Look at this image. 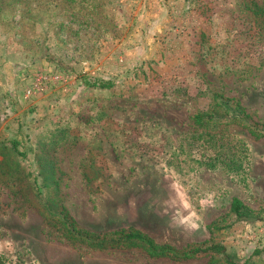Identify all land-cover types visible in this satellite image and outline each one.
Here are the masks:
<instances>
[{"label": "rangeland", "instance_id": "obj_1", "mask_svg": "<svg viewBox=\"0 0 264 264\" xmlns=\"http://www.w3.org/2000/svg\"><path fill=\"white\" fill-rule=\"evenodd\" d=\"M76 2L0 0V139L21 142L28 182L47 155L58 186L40 198L79 229L264 264V136L192 120L225 113L217 94L264 133V16L251 15L264 0ZM25 190L0 183V264H227L71 242ZM233 198L252 219L235 220Z\"/></svg>", "mask_w": 264, "mask_h": 264}, {"label": "trees", "instance_id": "obj_2", "mask_svg": "<svg viewBox=\"0 0 264 264\" xmlns=\"http://www.w3.org/2000/svg\"><path fill=\"white\" fill-rule=\"evenodd\" d=\"M58 2L60 0H45ZM66 4L78 5L76 0H64ZM1 9V6H0ZM29 12V11H27ZM251 15L257 20L260 16H264V8L257 7L255 10H251ZM85 85L100 89H110L113 84L109 81L88 82L84 80ZM216 103L222 104L217 107L220 110L226 107L225 113H218L215 109L206 112L195 114L192 118L194 125L198 127H204L208 125H217L221 121L226 123L237 122L239 126L248 129L255 136H264V133L258 131L256 125H251L248 121V116L244 113V110L235 105L234 114H231V110L228 108V99L214 95L213 99ZM264 126V124H263ZM21 142L16 139H0V183L3 184H18L22 189H26L27 202L30 206L39 207L41 214L45 218L49 219V222L56 223L63 236L71 242H80L90 248L96 249H114L119 247H132L142 249L150 258H168L172 261H186L193 258H200L204 256H210L211 259L215 255L225 257L227 264H238L233 262L228 256H226L225 248L219 244L206 245L198 244L196 246H188L187 248L178 251L169 245H159L143 232L134 228L118 229L113 231H107L103 233H91L85 230H81L76 226L75 221L69 216L64 207L61 206L60 210H51L55 205L51 202H45L40 198L41 188H56L58 186V178L56 177L55 169L50 167V158L46 155L41 156L38 154V167L39 172L37 177L32 178V183L28 182V178L32 175L25 173L23 167L20 165V158H25V153L20 151L19 148ZM37 178L40 179L38 184ZM14 183V184H13ZM37 197V198H36ZM230 211L234 214L236 221H246L252 219V211H250L242 202L233 198L230 203ZM2 260V264H3ZM210 264H216V261L211 260Z\"/></svg>", "mask_w": 264, "mask_h": 264}, {"label": "clouds", "instance_id": "obj_3", "mask_svg": "<svg viewBox=\"0 0 264 264\" xmlns=\"http://www.w3.org/2000/svg\"><path fill=\"white\" fill-rule=\"evenodd\" d=\"M192 227H194V228H195V227H197V225L193 224V225H192Z\"/></svg>", "mask_w": 264, "mask_h": 264}]
</instances>
